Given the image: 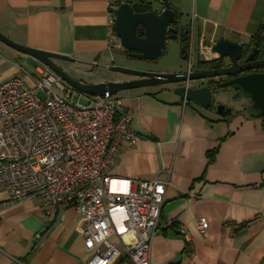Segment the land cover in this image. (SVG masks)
<instances>
[{
	"label": "crops",
	"instance_id": "0c3cea01",
	"mask_svg": "<svg viewBox=\"0 0 264 264\" xmlns=\"http://www.w3.org/2000/svg\"><path fill=\"white\" fill-rule=\"evenodd\" d=\"M121 1L0 0V32L20 45L73 59L65 63L95 67L96 62L109 71L107 66L116 65L115 48L121 47L113 30ZM171 7L190 19L200 36L190 49L193 66L200 60L202 35L208 47L221 38L245 44L264 25V0H175ZM43 69L0 41V83L20 76L32 84ZM103 81L119 80L82 82ZM173 88L117 94L141 138L118 147L109 173L171 182L152 237L150 264H264V120L249 117L230 99L224 104L237 113L226 117L184 104ZM215 148L219 151L209 163L207 154ZM200 218L209 224L205 232L196 228ZM169 221L176 225L170 227ZM81 226L72 208L49 220L39 197L11 202L0 186V264H87Z\"/></svg>",
	"mask_w": 264,
	"mask_h": 264
},
{
	"label": "built area",
	"instance_id": "2783aa9c",
	"mask_svg": "<svg viewBox=\"0 0 264 264\" xmlns=\"http://www.w3.org/2000/svg\"><path fill=\"white\" fill-rule=\"evenodd\" d=\"M201 38L200 60L215 59ZM76 93L48 67L32 84L20 76L0 83V186L11 202L39 197L49 220L74 209L87 264H150L171 182L112 177L108 167L118 147L141 137L117 95L86 96L87 104ZM208 227L206 219L196 220L200 232ZM180 232L186 235L184 227Z\"/></svg>",
	"mask_w": 264,
	"mask_h": 264
},
{
	"label": "water",
	"instance_id": "95a60500",
	"mask_svg": "<svg viewBox=\"0 0 264 264\" xmlns=\"http://www.w3.org/2000/svg\"><path fill=\"white\" fill-rule=\"evenodd\" d=\"M153 2L162 7L159 12L137 13L126 2H121L117 6L114 11L113 30L120 41L121 47L131 59L154 61L164 54L167 42L176 40L180 32L181 55L183 60H189L190 49L184 39L187 30L185 26H182L185 20L171 7V0H153ZM139 28L143 30V36L138 35ZM0 41L36 59L45 67L57 73L75 91L88 97L99 98L105 96L106 93L117 95L128 90L176 85L173 89L176 96L198 108L208 110L214 97L212 89L208 86L192 84L218 77H233L228 81L219 83L217 88H232L244 98L251 100V104L247 108V115L264 120V71H260L264 70V35L261 37L263 43L262 59H256L260 49L255 48L241 63L240 61L246 54L245 52L249 50L243 43L221 38L212 44L211 51L215 54L216 59L229 61V65L223 68L191 71L188 65L187 70L184 72L151 73L113 65L106 68L138 79L103 81L98 84L77 81L55 63V60L73 61L69 56L20 45L1 32ZM248 71L251 72L242 74ZM227 111L229 109H226L225 105L218 106L217 112L219 115H223ZM48 228L49 225L40 232L38 238Z\"/></svg>",
	"mask_w": 264,
	"mask_h": 264
},
{
	"label": "rangeland",
	"instance_id": "374dc122",
	"mask_svg": "<svg viewBox=\"0 0 264 264\" xmlns=\"http://www.w3.org/2000/svg\"><path fill=\"white\" fill-rule=\"evenodd\" d=\"M154 9L159 10L162 7L153 2ZM171 4H175V0H171ZM190 21V19H189ZM120 44V41H119ZM115 62L117 66L129 68L133 70L143 71V72H151V73H174V72H184L187 70L189 65V60H183L181 55V44L179 41L170 40L167 42L166 50L164 54L154 61H145V60H137L126 58L124 55V50L122 47L115 48ZM190 57V56H189ZM58 63L63 67L64 71L73 79L77 81H92L97 78L103 77L107 79H117V80H126L131 78L130 76L114 72V71H105L100 64L99 67H85L78 64L73 63H65L64 61H58ZM82 79V80H81ZM173 87V86H169ZM234 96H238L237 92L232 88L220 89L215 93V102L221 101L227 105H230L231 101H234ZM79 97V94L76 93L75 99ZM228 97V98H227ZM80 101L83 103H90V98L85 95H80ZM230 99V100H228ZM245 102V99L241 101ZM240 103V104H242ZM238 104V103H237ZM239 104V105H240ZM248 104V102H245Z\"/></svg>",
	"mask_w": 264,
	"mask_h": 264
},
{
	"label": "flooded vegetation",
	"instance_id": "af4514ba",
	"mask_svg": "<svg viewBox=\"0 0 264 264\" xmlns=\"http://www.w3.org/2000/svg\"><path fill=\"white\" fill-rule=\"evenodd\" d=\"M160 10L161 9L155 10L154 9V6H153V3H152V10L151 11L159 12ZM182 26H185V28L187 30V32H186V34L184 36V39L186 40V43L189 46V49H191L192 46H193V43L196 40H198L200 38V36L198 35V32L195 29V26L191 22H189L188 20H185ZM263 35H264V31L260 34V37L258 39H254L255 38V36H254L248 43H245V44L243 43L245 45V47L249 51L248 52H245L246 54L244 55L243 59L240 61L241 63L244 61V59L246 58V56L249 53H251L252 50L255 49V48H259L260 49V52L256 55V59H262L263 58L262 57L263 43L261 41V37ZM180 36H181V33L179 32L176 41H179ZM124 55L126 56V58H129L128 57V53L126 51H124ZM213 60H216V58L213 59ZM213 60H211V61H213ZM222 61L224 63L223 64V67L229 65V61H226V60H222ZM196 70H200V69L195 65V66L192 67L191 71H196ZM203 70H215V69H203ZM260 71H264V70H260ZM180 72H182V71H180ZM250 72L251 71H248V72H245V73H242V74H246V73H250ZM130 77L131 78L126 79V80L138 79L137 77H134V76H130ZM232 78L233 77H227V76H225V77H218V78L208 79V80H204V81H199V82L194 83L192 85L198 84V85H201V86H208V87H210L212 89V92H213V96L214 97H213L212 105H211V107L208 110H213V111H215L218 114V112H217L218 106L219 105H222V104L225 105V104L223 102H221V101L215 102V93H216L217 90H220V89L217 88V85L219 83H221V82L228 81V80H230ZM169 86H173L175 88L176 85H165V86H158V87H151V88H159V90H164V89H170L171 87H169ZM237 95L238 96H234V102L240 104V103H242L241 101L243 99H245V102H248V104H245V102H244V103H242L240 105H241V108H242L241 111L247 112V108L251 104V100L244 98L239 92H237ZM187 104H190V103L187 102ZM225 107H226V109H229V111L225 112L221 116L226 117V116L234 115L235 113H237V110L236 109L231 108V107H228L227 105H225Z\"/></svg>",
	"mask_w": 264,
	"mask_h": 264
},
{
	"label": "trees",
	"instance_id": "16d2710c",
	"mask_svg": "<svg viewBox=\"0 0 264 264\" xmlns=\"http://www.w3.org/2000/svg\"><path fill=\"white\" fill-rule=\"evenodd\" d=\"M121 2L129 3L133 7L134 12H137V13L148 12L152 10L151 0H122ZM263 31H264V25L262 26L261 30L255 36L254 39H258L260 37V34ZM138 35L143 36V30L141 28L138 29ZM223 64L224 63L222 60L216 59L213 61L199 60L196 65L200 70H203V69H219L223 67ZM218 151L219 149L215 148L214 150L208 152L207 157H208L209 163L214 161ZM175 225H176L175 222H173L172 225H170V227L172 226L174 227Z\"/></svg>",
	"mask_w": 264,
	"mask_h": 264
}]
</instances>
